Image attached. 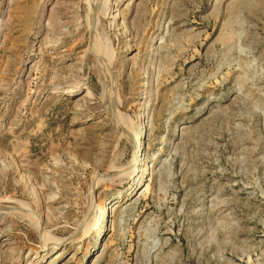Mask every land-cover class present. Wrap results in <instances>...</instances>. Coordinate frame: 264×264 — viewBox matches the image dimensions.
<instances>
[{"label":"rangeland","instance_id":"374dc122","mask_svg":"<svg viewBox=\"0 0 264 264\" xmlns=\"http://www.w3.org/2000/svg\"><path fill=\"white\" fill-rule=\"evenodd\" d=\"M0 264H264V0H0Z\"/></svg>","mask_w":264,"mask_h":264},{"label":"bare ground","instance_id":"6f19581e","mask_svg":"<svg viewBox=\"0 0 264 264\" xmlns=\"http://www.w3.org/2000/svg\"><path fill=\"white\" fill-rule=\"evenodd\" d=\"M108 1V0H107ZM107 3V2H106ZM109 3V2H108ZM103 6V5H102ZM107 12H105V14H106ZM105 17H106V15H105ZM113 20H114V18H112ZM97 20V19H96ZM51 45V44H50ZM110 48V47H109ZM103 49V48H102ZM98 52V51H97ZM104 54V53H103ZM108 54V53H107ZM113 57V56H112ZM101 58V57H100ZM101 60V59H100ZM107 60H109V59H107ZM110 60H111V58H110ZM113 60V59H112ZM104 64H105V66H106V68H107V74L109 75V77H111V72H110V69H111V64L110 63H108V62H106V60H105V62H104ZM112 70V69H111ZM112 73H113V70H112ZM107 80H109V79H107ZM111 81V80H110ZM109 83V82H108ZM107 83V84H108ZM106 84V85H107ZM107 90V89H106ZM108 91V90H107ZM76 93V91H69V94H71V95H73V94H75ZM90 94H92L91 93V91L90 90H87L86 91V94H85V97H88V95H90ZM115 95V94H114ZM112 97V96H111ZM111 102V101H110ZM117 102V101H116ZM114 106V105H113ZM113 106H112V108H113ZM110 108H111V106H109ZM120 109V108H119ZM118 110V109H117ZM114 113H116L115 111H114ZM121 113V112H120ZM119 116V115H118ZM145 116V115H144ZM126 120V119H125ZM118 121H119V124L120 125H122V119H120V117H118ZM124 125V124H123ZM123 125H122V127H123ZM127 126L125 125V129H128V128H126ZM145 128V119H141V124L139 125V126H137V131L135 132L134 131V133L132 134V132H128V131H126L125 129V134L127 135V139L130 141V143H132L133 144V150H134V158H133V161H132V164H131V166H130V174H134V173H137V176L135 175V177H134V179H133V185L130 187V188H128V190L124 193V194H117V195H115V196H113V201L114 200H119V201H124V200H126V198H127V196H129V195H131V193H132V191H133V189H134V186H137V185H139V184H143V179H144V176H145V174H146V172L149 170V168H150V166L148 165V166H142V163L144 162V153H142L143 151H144V144H145V136H143L142 137V135H140V133H139V131H140V129H144ZM145 131L143 130V133H144ZM140 136H139V135ZM136 135H138V137H137V139H136ZM125 136V135H124ZM133 137L135 138L134 140H133ZM137 152V153H136ZM149 174V173H148ZM139 176H141L139 179H137ZM146 178V177H145ZM99 180V179H98ZM97 184H99V181L97 182ZM17 204V203H16ZM18 204H20V203H18ZM97 204H98V202H97ZM96 204V205H97ZM102 203H100L99 202V204L97 205V211H96V216H94V219H95V221H96V228H95V231H94V237L95 238H97V236H99L101 233H102V230L104 229V227H105V225L104 224H108V222H109V219H110V211H111V209H112V205H111V202L109 201V203L107 204L106 202L105 203H103L102 205H101ZM14 206H15V204H13ZM20 205H22V204H20ZM23 206V205H22ZM95 206V205H94ZM24 208H25V206H24ZM24 208H22V207H20L19 205H17V206H15L14 208L12 207H8V208H5L6 209V211H3V215H5V216H8V214L10 215V213L11 214H16L17 216L18 215H20L21 213H20V211H18V210H23V211H25V212H28L27 210H25ZM24 212V213H25ZM23 213V212H22ZM27 214H29V213H27ZM31 214V213H30ZM29 214V215H30ZM29 215H27V216H25L26 218H29V219H33L32 218V216H29ZM24 216V215H23ZM31 217V218H30ZM24 218V217H23ZM3 219H4V217H3ZM93 219V220H94ZM92 220V221H93ZM3 221V220H2ZM1 221V222H2ZM91 221V220H90ZM33 222V221H32ZM91 223V222H90ZM34 224V223H33ZM35 224H37V226H38V221L35 223ZM40 224V223H39ZM91 225V224H90ZM94 227V226H93ZM39 228V227H38ZM91 229V228H90ZM88 231V230H87ZM86 233V232H85ZM44 240V239H43ZM46 241V240H45Z\"/></svg>","mask_w":264,"mask_h":264}]
</instances>
